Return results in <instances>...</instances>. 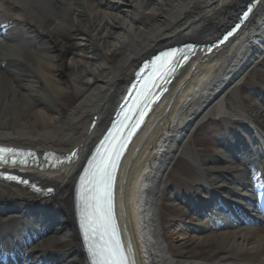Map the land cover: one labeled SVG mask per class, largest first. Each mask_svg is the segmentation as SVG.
Instances as JSON below:
<instances>
[{
    "label": "bare ground",
    "instance_id": "1",
    "mask_svg": "<svg viewBox=\"0 0 264 264\" xmlns=\"http://www.w3.org/2000/svg\"><path fill=\"white\" fill-rule=\"evenodd\" d=\"M252 1L0 0V146L34 152L20 162L23 186L0 181V244L22 248L29 238L32 260L86 264L75 186L85 184L82 170L134 72L170 46L209 44ZM205 47L188 52L194 57L140 121L113 172L121 264H264V218L246 226L236 213L232 222L236 206L255 221L251 204L264 199V85L251 106L239 95L264 68V0L225 46ZM207 119L224 123V142L193 157V136ZM186 155L197 172L177 190L171 183ZM166 208L178 223L167 226Z\"/></svg>",
    "mask_w": 264,
    "mask_h": 264
},
{
    "label": "snow or ice",
    "instance_id": "2",
    "mask_svg": "<svg viewBox=\"0 0 264 264\" xmlns=\"http://www.w3.org/2000/svg\"><path fill=\"white\" fill-rule=\"evenodd\" d=\"M120 147L123 148V143ZM119 156L120 151L115 150L111 155L105 153L100 157L99 163L95 164L94 170L89 174L88 186L83 197L81 227L84 230L85 240L91 242L89 253L94 258L95 264H121L120 245L115 241V229L112 224L111 193L113 172L117 167ZM8 178L18 179L14 176ZM23 182L28 183L26 180ZM48 191L54 190L49 188Z\"/></svg>",
    "mask_w": 264,
    "mask_h": 264
},
{
    "label": "rangeland",
    "instance_id": "3",
    "mask_svg": "<svg viewBox=\"0 0 264 264\" xmlns=\"http://www.w3.org/2000/svg\"><path fill=\"white\" fill-rule=\"evenodd\" d=\"M141 21L143 23L146 22L145 19H142ZM263 85H264V68L260 72L257 71L256 73L253 74L251 73L246 84L239 91V95L243 99L244 104L246 106H251L253 105V103H256V101L259 99L257 93L261 88V86ZM218 122H217L218 124L216 123L212 124V119L211 121L207 119L205 122H203L205 127H203L201 130H197V132L193 136V141L191 142V146H190L193 157H195V155L201 157H209L212 154L213 145L215 146L221 140L224 141L223 139H224L225 125L221 121ZM236 129L238 131V135L241 138H245L246 141H250V138L247 137L245 133H243V131L238 126H236ZM196 172H197V166L195 162L189 157V155L181 157L177 163L176 175L173 177V182L171 183V185L175 187L177 190L188 188L190 186V180L194 177ZM167 211L168 208H166V210L162 215L163 221L169 220L167 226L174 225L175 221L176 223L180 221L179 219H177L178 218L177 215H169L167 214ZM188 225L193 227L192 222H188ZM55 249L58 251H63L65 247L64 245H58ZM193 252L202 255V254H206L209 251L203 249H197L196 251Z\"/></svg>",
    "mask_w": 264,
    "mask_h": 264
}]
</instances>
